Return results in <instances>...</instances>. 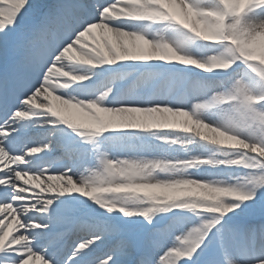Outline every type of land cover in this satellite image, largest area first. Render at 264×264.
I'll use <instances>...</instances> for the list:
<instances>
[{
  "label": "snow or ice",
  "instance_id": "snow-or-ice-1",
  "mask_svg": "<svg viewBox=\"0 0 264 264\" xmlns=\"http://www.w3.org/2000/svg\"><path fill=\"white\" fill-rule=\"evenodd\" d=\"M0 264H264V0H0Z\"/></svg>",
  "mask_w": 264,
  "mask_h": 264
},
{
  "label": "rangeland",
  "instance_id": "rangeland-1",
  "mask_svg": "<svg viewBox=\"0 0 264 264\" xmlns=\"http://www.w3.org/2000/svg\"><path fill=\"white\" fill-rule=\"evenodd\" d=\"M38 154H40V153H38ZM178 154H182V153H178ZM42 179H46V177L45 178H42Z\"/></svg>",
  "mask_w": 264,
  "mask_h": 264
},
{
  "label": "bare ground",
  "instance_id": "bare-ground-1",
  "mask_svg": "<svg viewBox=\"0 0 264 264\" xmlns=\"http://www.w3.org/2000/svg\"><path fill=\"white\" fill-rule=\"evenodd\" d=\"M40 155H42V153H41ZM45 180H46V179H45ZM13 227H15V226H13Z\"/></svg>",
  "mask_w": 264,
  "mask_h": 264
}]
</instances>
